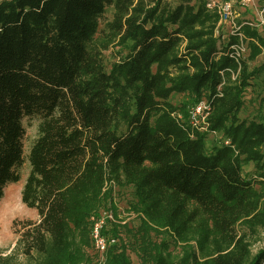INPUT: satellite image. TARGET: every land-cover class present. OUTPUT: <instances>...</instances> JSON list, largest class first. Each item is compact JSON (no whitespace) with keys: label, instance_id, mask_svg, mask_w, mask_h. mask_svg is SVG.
<instances>
[{"label":"trees","instance_id":"1","mask_svg":"<svg viewBox=\"0 0 264 264\" xmlns=\"http://www.w3.org/2000/svg\"><path fill=\"white\" fill-rule=\"evenodd\" d=\"M208 1L0 0V199L21 179L23 121L40 119L21 194L39 218L0 264L90 262V219L115 185L133 188L141 222L122 226L129 243L110 244L105 264H134L132 252L140 264H264L248 238L264 230V114L240 117L264 77V60L249 65L264 55V24L239 21L237 61L239 36L221 40ZM114 45L127 52L108 68ZM175 94L208 101L207 130L177 116ZM209 132L223 138L211 149ZM156 228L180 256L153 241Z\"/></svg>","mask_w":264,"mask_h":264},{"label":"rangeland","instance_id":"2","mask_svg":"<svg viewBox=\"0 0 264 264\" xmlns=\"http://www.w3.org/2000/svg\"><path fill=\"white\" fill-rule=\"evenodd\" d=\"M229 1L232 4V16L224 24L220 26L221 40H227L229 35L235 27L239 25V21H252L256 23L258 19L262 17L264 0H253L251 4H245L242 0H221ZM176 2V0H174ZM264 15V13H263ZM112 17V8L109 7L103 21L110 19ZM264 17V16H263ZM261 27V26H260ZM122 54L127 51L122 48V46L114 45L108 50L104 51V59L108 68L111 64L118 60ZM264 60V55H260L255 61H250L249 65L251 67L259 65ZM254 84L249 87L245 93V108L241 111V118H252L264 114V104H260L262 98L264 97V77L258 80H253ZM172 102L178 106L176 114L183 119L188 121V107L193 103L190 102V96L188 94H175L171 98ZM185 103H190L187 105L186 114L184 113ZM40 119L38 117H27L24 119L23 124L26 129L24 137V149H25V162L20 169L21 179L18 182L10 183L5 187L4 196L0 199V248L4 250V254L12 252L16 246L17 239L19 237V232L22 230L25 221L32 219L37 220L39 218L38 212L34 208L28 207L22 201V189L26 178L30 172V163L28 160V154L30 148L38 136ZM202 130H207L206 126L203 125ZM222 134L218 132H209L207 136V147L209 149L215 143H219L222 140ZM254 171V164L249 163L244 165V174L250 175ZM133 188L131 186L120 187L115 185L110 191L107 199L104 201L103 206L94 215L98 216L102 212H107L106 217V230L107 235L115 237L117 239L116 243L123 242L129 243L130 236L127 231L122 226H128L129 228H135L141 222L140 215L136 213L131 202L133 201ZM5 199H10L13 202L21 203L18 213L16 212L11 218L7 215L3 206L5 204ZM18 210V208H17ZM94 219H90V226H92ZM241 231L243 228L239 227ZM112 229L117 233L114 234ZM154 229V228H153ZM152 237L156 244H161L163 240H168L171 244L170 251L175 256H180L182 252V243L174 242V237H170L165 229L156 228L153 230ZM249 234V232H247ZM249 240L251 242L252 254H255L261 247L264 246V230H259L257 234H249ZM193 245H197L195 240L190 242ZM86 254L89 261H85L81 264H105L106 256H102L94 247L92 240L90 238V245L86 247ZM131 257L134 264H140V259L135 253H131Z\"/></svg>","mask_w":264,"mask_h":264},{"label":"built area","instance_id":"3","mask_svg":"<svg viewBox=\"0 0 264 264\" xmlns=\"http://www.w3.org/2000/svg\"><path fill=\"white\" fill-rule=\"evenodd\" d=\"M245 4H251L253 0H242ZM232 4L229 1L221 0H209L207 6L209 8H215L220 13L219 25L226 23L232 16ZM252 25L262 26L264 24L263 13L262 17L258 19L256 23L248 21ZM239 25L235 27L232 31V34H238L239 41L231 45L232 56L239 61L240 58H243L248 53V46L243 36L238 32ZM209 103L206 99H202L197 103H193L188 107V121L189 125L198 127L202 129L203 125L206 126L207 116L209 114ZM178 116V115H177ZM179 117V116H178ZM182 118L181 116L179 117ZM183 120V119H182ZM106 217L107 212H102L98 216H92L91 219H94L91 226L90 238L95 249L103 256L106 249L110 244L117 242L115 237L109 236L106 234Z\"/></svg>","mask_w":264,"mask_h":264},{"label":"bare ground","instance_id":"4","mask_svg":"<svg viewBox=\"0 0 264 264\" xmlns=\"http://www.w3.org/2000/svg\"><path fill=\"white\" fill-rule=\"evenodd\" d=\"M21 207V203H17V202H13L10 199H5V204L3 206V209L5 210L4 212L7 213V215L11 218V216H13L16 212L18 213L19 208ZM18 208V210H17Z\"/></svg>","mask_w":264,"mask_h":264}]
</instances>
